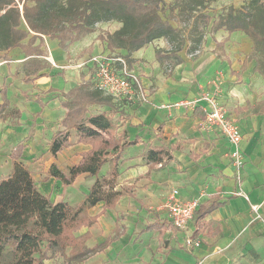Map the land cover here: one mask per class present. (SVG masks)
Here are the masks:
<instances>
[{
    "label": "crops",
    "instance_id": "crops-1",
    "mask_svg": "<svg viewBox=\"0 0 264 264\" xmlns=\"http://www.w3.org/2000/svg\"><path fill=\"white\" fill-rule=\"evenodd\" d=\"M238 34L217 39L230 37L225 53L224 47H220L221 54L214 53L218 49L215 41L211 51L202 55L184 56L181 52L184 62L167 70L150 43L131 56L135 60L133 71L149 95L147 100L113 98L112 105L89 106V114L105 113L110 118L112 134L118 139L139 138V142L123 152L117 184L122 194L115 206L104 212L103 202L87 208L88 215L98 217L91 222L92 228L83 226L84 230L77 232H90L86 241L89 247L108 238L110 242L79 264H264V76L254 71L250 38H240L246 46L243 53L230 52ZM97 36L91 32L65 50L58 40L43 35L41 48L45 53L26 55L21 47H15L0 58V105L6 100L9 103L0 112V177L13 171L12 150L24 142V161L27 150L41 146L45 131H49L51 165L59 167L64 155L79 153L72 166L79 162L83 151L91 148L79 142L75 128L70 130V146L56 156L49 147L55 132L64 129L61 120L68 111L63 103L66 93L83 83L94 87L91 55L114 54ZM82 51L83 56L78 58ZM148 57L160 63L154 74L141 72L148 66ZM27 62L45 67L37 75L32 74L26 68ZM27 76L29 81L25 80ZM217 84L220 101L243 134L241 172L230 156L232 145L228 139L216 127H203L208 105L205 100L197 108L166 107L180 99L212 92ZM50 124L57 128L46 129ZM163 144L170 147L172 158L164 163L149 162L147 150ZM4 148L9 149L4 152ZM106 166L111 174V160L101 170ZM82 175L89 174L77 178ZM93 177L90 187L96 179ZM72 184L64 186L61 180L49 176L43 184L47 186L44 192H51L54 185L68 188ZM174 188L179 189L182 199L199 198L197 212L201 205L216 204L203 217L195 215L188 232L176 228L163 208ZM104 222L109 226L104 227ZM117 232L121 234L113 238ZM189 235L200 240V245L187 247Z\"/></svg>",
    "mask_w": 264,
    "mask_h": 264
},
{
    "label": "trees",
    "instance_id": "trees-1",
    "mask_svg": "<svg viewBox=\"0 0 264 264\" xmlns=\"http://www.w3.org/2000/svg\"><path fill=\"white\" fill-rule=\"evenodd\" d=\"M206 1L178 0L177 3L181 12L193 13L199 12ZM163 5L164 0H0V58L15 47H21L26 55L45 53L41 48L43 35L58 40L59 46L68 50L71 44L93 32L98 23L116 20L121 23L119 28L98 35L106 41L108 49L125 50L123 57L131 65L135 62L131 57L134 51L164 39L170 48L157 47L156 58L173 68L184 62L181 52L185 49V40L179 27L162 14ZM210 24L214 33L222 29L229 35L241 31L250 38V59L256 61L254 71L264 76V0H249L244 8L230 10L218 19H213L208 12L199 13L192 26L199 36L193 37L190 54L199 50L202 26ZM229 38L215 40L217 48L224 47ZM38 39L40 42L36 44ZM44 67V64L26 63L27 70L36 75ZM25 80L30 79L27 76ZM65 96L63 103L68 111L61 120L64 129L53 135L50 151L56 156L70 146L73 128L79 133V142L89 144L91 148L82 152L79 162L70 166L68 172L52 164L49 176L68 186L79 175L88 173L96 177L95 182L77 206L66 200H52L39 188L31 170L23 163L26 144L19 143L11 154L13 171L0 177V264H46V260L56 254L62 256L63 264H79L110 242L108 238L104 243L89 247L86 241L90 232H77L98 217L88 215L87 208L103 202L104 212L119 200L122 194L117 188L119 164L124 150L138 143L139 138L118 139L112 134L113 123L105 113L89 114L92 104H113V97L101 89L83 83ZM8 104L7 100L2 103L0 112ZM146 158L152 163H164L172 158L170 147L165 144L150 147ZM109 160L111 174L101 177L100 170ZM215 206L201 205L195 215L203 217ZM120 234L117 232L113 238Z\"/></svg>",
    "mask_w": 264,
    "mask_h": 264
},
{
    "label": "rangeland",
    "instance_id": "rangeland-1",
    "mask_svg": "<svg viewBox=\"0 0 264 264\" xmlns=\"http://www.w3.org/2000/svg\"><path fill=\"white\" fill-rule=\"evenodd\" d=\"M177 1L178 0H164L162 14L166 18H169L171 22L175 26L179 27V29L181 30L182 36L184 37V40H185V49L182 51V54L184 56L202 55L203 53L209 52L211 51L212 47L216 44L215 40L222 38L225 35H229V32L224 29L222 30H224L225 32H222L221 30H219L214 33L213 31H211L212 24L208 26H204V27L202 26L201 28L202 30L200 31H203V34H202V40L199 46V50H196L195 52H193V54H190L192 39L195 36L196 38H198L197 36H199L198 34L194 32V28H192L193 22L199 13L208 12L213 16V19H218L221 15H225L230 10L244 8L245 5H247V3L249 2V0H207L205 2L204 7L199 12L190 13V12H181L180 6L177 3ZM120 26H121V23L116 20L104 21V22L98 23L95 26V30L92 33L95 32L98 35L100 34L106 35L107 33L115 31ZM237 33H240L238 34V36L235 37V41L238 45L234 43L233 45L230 46L231 50L229 49L230 52H232L235 55H239L243 53L246 47L245 43H241L242 41L240 39L241 37H246V35L241 31H237L233 33V35L234 34L236 35ZM152 44H153L152 47L154 49H156L157 47L170 48L169 47L170 45L164 39L156 40L152 42ZM225 46H224V53L226 52ZM222 51L223 49L218 48L217 50L216 49L214 50V53L221 54ZM111 52H114V55L116 56H121V57L123 56V54L119 51V49L113 50ZM83 54H84V51H82L79 54L78 58L83 56ZM110 55L112 54L110 53ZM146 62L148 66H145L146 68H143L142 69L143 71L141 72H144V73L150 72V74H154L157 68H159L160 63L158 64V62H156L154 59H150L149 57L147 58ZM127 64L129 68L133 70L132 65H130L129 63ZM160 67L162 68V70L164 69L163 65ZM165 67L167 70L168 66H165ZM92 73H94V71ZM57 95L61 96L62 94L58 93ZM91 112L92 111L89 110V113ZM56 128H57V125L54 124V125H51L50 128L47 127L46 129H56ZM48 134H49V131H45L44 134H42V139L40 142L41 146L36 147V149L31 147V149L36 150L34 153L31 152V149L27 150L28 153L25 155L26 158L23 161V163L31 170L34 179L36 180L39 188L43 192L45 191L47 187V186H44L43 184L49 179V168L52 162V155L49 154L47 151V141H49ZM8 149L4 148L3 150L4 152H6ZM78 154L79 153L77 154L72 153V155H64L60 159L61 163L59 164V167H62V169L64 168V170L68 172V169L71 166L70 164H73L74 162H76ZM107 170L108 168L106 166L103 170H100L99 175H101V177H109L110 172H106ZM104 175H107V176H104ZM93 181H94L93 176L82 175L79 178H77L76 181L68 188L64 187L63 185L58 186V187L54 185V188L52 189L51 192L49 193L45 192V193L50 195L51 199L54 201L67 200L69 203L76 206L83 199H85L87 193L89 192L90 185L92 184ZM129 207L132 208L131 205ZM112 224H113V221H112ZM92 225L94 224L92 223ZM92 225H90L91 228H92ZM100 226H98L97 229L93 228L94 231L98 230ZM103 226L107 227L109 226V224L104 222ZM83 230L84 228H82L80 232ZM46 264H63V258L59 254L52 255L50 256V258L46 260Z\"/></svg>",
    "mask_w": 264,
    "mask_h": 264
},
{
    "label": "built area",
    "instance_id": "built-area-1",
    "mask_svg": "<svg viewBox=\"0 0 264 264\" xmlns=\"http://www.w3.org/2000/svg\"><path fill=\"white\" fill-rule=\"evenodd\" d=\"M94 67L93 86L101 89L104 94L112 96L114 99L134 100L138 98L146 101L148 94L139 75L131 70L127 61L122 56H116L110 53L100 52L92 55L90 58ZM221 89L217 84L212 92H204L200 97L192 99L184 98L166 107H192L197 108L201 100L207 102L206 117L203 121V127H216L228 139L232 145L230 156L238 171L244 165V155L242 152L243 134L238 123L229 117L228 109L220 101L219 95ZM199 198L182 199L178 188H174L169 193L167 201L163 208L168 213L170 220L176 228L183 231H190V224L195 217L199 207ZM254 209H256L254 207ZM185 245L189 248L200 245V240L194 239L191 235L187 236Z\"/></svg>",
    "mask_w": 264,
    "mask_h": 264
}]
</instances>
